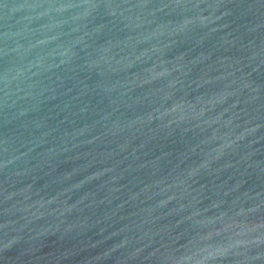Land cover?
I'll return each instance as SVG.
<instances>
[{"label": "water", "instance_id": "water-1", "mask_svg": "<svg viewBox=\"0 0 264 264\" xmlns=\"http://www.w3.org/2000/svg\"><path fill=\"white\" fill-rule=\"evenodd\" d=\"M0 264H264V0H0Z\"/></svg>", "mask_w": 264, "mask_h": 264}]
</instances>
